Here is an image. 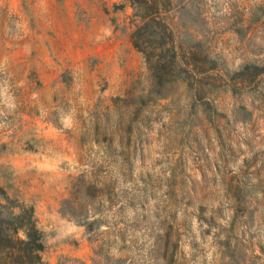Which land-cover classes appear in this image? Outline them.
Instances as JSON below:
<instances>
[{
  "label": "rangeland",
  "instance_id": "1",
  "mask_svg": "<svg viewBox=\"0 0 264 264\" xmlns=\"http://www.w3.org/2000/svg\"><path fill=\"white\" fill-rule=\"evenodd\" d=\"M170 2L182 40H204L232 73L264 66V0ZM133 14L128 0H0V158H34L38 187L11 192L1 164L0 185L34 206L52 264H264V73L221 87L210 124L184 83L157 92ZM103 21L120 49L106 61ZM100 216L123 230H89Z\"/></svg>",
  "mask_w": 264,
  "mask_h": 264
},
{
  "label": "trees",
  "instance_id": "2",
  "mask_svg": "<svg viewBox=\"0 0 264 264\" xmlns=\"http://www.w3.org/2000/svg\"><path fill=\"white\" fill-rule=\"evenodd\" d=\"M128 3L133 8L136 21L131 33L133 44L143 53L157 92L162 93L166 86L174 82L184 83L191 93L193 106L200 105V114L210 124H216L218 120L216 97L221 87L236 93L257 85L264 73V66L254 63L232 73L218 61L204 40H182L179 31H176L167 19L171 10L170 0H128ZM237 182L244 192L246 181L239 177ZM115 187L113 185L106 190L107 198L111 197V189ZM89 188L90 185L87 190ZM246 197L247 195L239 192L234 202L246 207ZM121 205L124 206V201ZM88 211L89 208L81 212L84 219H87ZM95 213L104 214V211ZM95 224V228L103 224L110 226L104 216L85 222L89 230L95 229ZM112 227L115 230H123V227H118V222ZM122 237L126 239L123 234ZM104 242L109 244L107 239ZM99 247L95 254L102 259L106 258L107 252H104L102 244ZM44 249V234L38 227L34 206L11 198L0 185V264H52L43 259ZM69 261L65 259L57 264H68ZM121 261L118 259L115 264Z\"/></svg>",
  "mask_w": 264,
  "mask_h": 264
},
{
  "label": "crops",
  "instance_id": "3",
  "mask_svg": "<svg viewBox=\"0 0 264 264\" xmlns=\"http://www.w3.org/2000/svg\"><path fill=\"white\" fill-rule=\"evenodd\" d=\"M93 26L96 25L95 18L91 20ZM99 27L105 29L107 35L103 36V40L97 43V50L99 55L105 59H111L112 57L117 58L120 53L119 41L117 39L118 31L114 30L113 26L107 22H100ZM1 166L7 167L10 170L15 171L11 174L9 183L12 184L14 189H26L27 191L33 192L37 187V181L32 173L34 166V158H0ZM25 165V166H24ZM30 170V173L23 174V171ZM2 185H7V182L1 180ZM43 186H49V173H46L44 176V181L42 182Z\"/></svg>",
  "mask_w": 264,
  "mask_h": 264
}]
</instances>
